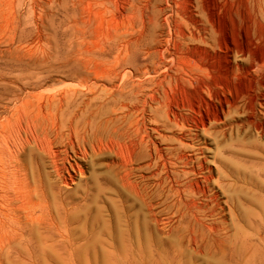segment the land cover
Masks as SVG:
<instances>
[{"label":"rangeland","instance_id":"rangeland-1","mask_svg":"<svg viewBox=\"0 0 264 264\" xmlns=\"http://www.w3.org/2000/svg\"><path fill=\"white\" fill-rule=\"evenodd\" d=\"M0 1V172H11L6 178L0 175V205L7 202L4 194L18 189V152L33 181L38 178V146L52 148L51 139L39 138L23 119L18 121V113H34L36 117L47 111L55 121L77 112L81 117L84 114L81 122L92 114L89 123L103 139L107 152L86 159L81 153L77 158L71 140L67 141L71 149L66 159L58 161L62 166L58 170L68 179L71 174L74 181L66 185L52 175L49 182L58 191L56 203L60 205L62 197L65 200L68 221L61 218L58 224L56 219L57 225L51 224L57 227L50 224L48 228L44 222L43 226L26 222L24 229L16 225V201L17 209L12 211L16 220L7 222L6 235L13 239L11 251L0 250V264H264V153L255 155L264 149L253 142V136L233 131L220 149L211 144L210 154L218 156L225 172H212L214 178L222 179L221 186L216 185L220 198L201 215V222L187 209L179 211L173 205V193L153 180L149 200L156 195L159 205L158 220L152 218L142 199L119 180L123 174L115 161L127 165L130 145L118 137L117 117L124 114V105L135 92L140 94L151 86L147 80L158 72L149 67L160 60L156 57L152 61L143 46L125 49L116 45L114 34L136 36L142 27L140 15L123 11L125 0ZM138 1L147 4L150 0ZM173 1L155 2L166 8L159 12L164 32L176 26L167 12ZM177 1L181 9L189 8L187 0ZM252 3L225 0L230 28L231 13H238L246 18L242 31L248 34ZM173 44L170 42L171 48ZM75 140L74 146L81 152L83 144L78 146ZM112 148L118 158L108 152ZM41 158L44 172H55L53 153ZM79 167L85 172L83 176L77 173ZM138 173H150L137 172V183L142 185ZM6 179L12 180L10 185ZM58 211L63 217L66 210Z\"/></svg>","mask_w":264,"mask_h":264},{"label":"bare ground","instance_id":"bare-ground-1","mask_svg":"<svg viewBox=\"0 0 264 264\" xmlns=\"http://www.w3.org/2000/svg\"><path fill=\"white\" fill-rule=\"evenodd\" d=\"M156 1L150 0L147 4H143L138 0H125L126 6L123 11L142 17L141 31L136 36L126 35L125 38L121 33L113 35L116 45H122L125 49L143 46L145 52L151 55L152 61L160 57L159 62L149 67V70L154 69L158 72L157 76L147 80L151 86L140 94L135 92L130 99L131 102L124 105V114L117 117L118 137L128 141L130 151L126 166L117 161L115 164L123 174L119 180L128 186L131 194L134 193L142 199L149 216L158 220V212H156L158 199L154 195L149 200L150 181L153 180L156 186L173 193V205L179 211L185 208L201 222V215L206 214L209 211L208 207L220 198L216 185L221 186V177L214 178L212 172H225L222 167L224 164L217 160L218 156L210 154L211 144L215 145L213 149H220L222 142L228 140L229 133L242 131L248 136H253V142L260 144L264 149V141H262L264 138V0H253L254 8L248 17L246 35L242 31L246 18L244 20V17L238 13H231L233 19L229 22L232 23L230 28V24L227 23L229 14H226L225 0H187L189 8H185L186 10L181 9L178 1L174 0L169 4L167 12L175 20L176 26L172 29L167 28L164 32L159 12L166 11V8L156 5ZM233 30L235 32L232 33ZM170 42L174 43L173 48ZM46 112L36 117L34 113V117L32 114L31 116L18 113V121L23 119L27 126L34 129L32 130L39 138L51 139L52 148L46 150L38 146L41 154L36 162L38 172L35 174L38 173L36 175L38 178L34 177L33 181L29 178L26 162L21 159V154L18 152V189H10L4 194V199L8 203L4 202L0 205L2 253L5 249L8 250L13 242L12 237V240L9 239L11 234L8 237L6 233L7 226L10 227L7 223L8 219L16 220L17 217L12 213L13 209H17L16 201H18L16 225H22L24 229L23 224L26 222L32 224L44 222L46 225L42 224V226L48 228L57 223L56 219L58 224L61 218L68 221L69 209L63 204L65 200L62 197L60 201L62 203L60 205L56 203L58 191L49 182L52 175L66 185L74 181L71 174V178L68 179L65 172L58 170L62 168L58 161L66 159L71 149L67 141L71 140V147L77 158L81 153L85 159L107 153L103 147V139L89 123L92 114H88L86 121L82 122L81 118L84 114L81 117L77 112L73 117L63 116L54 121ZM151 120L155 125H150L153 124V121L150 123ZM73 138L79 143L78 146L83 144L81 152L75 148ZM250 140L247 143L248 149L250 148L248 144L252 143ZM252 147L253 145L251 149ZM108 152L118 158L115 148ZM52 153L57 160V163H54L55 172H44L41 157L52 156ZM257 153L263 155L264 152L256 151L255 155ZM63 156L65 158L62 159ZM79 168L80 172L77 173L83 176L85 172L81 167ZM137 172L150 173L146 176L138 173L144 181L142 185L137 183ZM158 172L171 174L162 175ZM8 173L11 174V172H0V175L6 178ZM8 179L6 181L10 185L12 180ZM215 207L216 205L214 209ZM60 208L66 210L62 214L63 217H60L58 211ZM57 233L60 232L57 230ZM62 233L64 234L63 231Z\"/></svg>","mask_w":264,"mask_h":264}]
</instances>
